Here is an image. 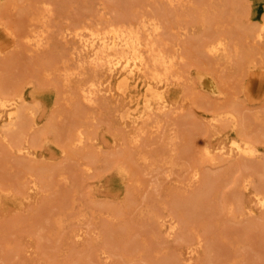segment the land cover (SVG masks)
Returning a JSON list of instances; mask_svg holds the SVG:
<instances>
[{"label": "rangeland", "instance_id": "374dc122", "mask_svg": "<svg viewBox=\"0 0 264 264\" xmlns=\"http://www.w3.org/2000/svg\"><path fill=\"white\" fill-rule=\"evenodd\" d=\"M172 1L0 0V46L6 32L14 40L0 52V99L21 95L30 125L28 154L15 127L0 128V264H264V207L252 197L264 189V39L247 31L264 23V0ZM151 15L177 59L166 107L130 124L132 104L105 92L107 75L93 71L73 28ZM32 30L46 32L40 48L22 38ZM208 38L223 53L200 54ZM92 79L95 104L76 89ZM247 135L254 159L218 151ZM197 195L198 207H179Z\"/></svg>", "mask_w": 264, "mask_h": 264}, {"label": "bare ground", "instance_id": "6f19581e", "mask_svg": "<svg viewBox=\"0 0 264 264\" xmlns=\"http://www.w3.org/2000/svg\"><path fill=\"white\" fill-rule=\"evenodd\" d=\"M169 2L172 3L173 1L168 0V3ZM134 9H136V8H134ZM137 9H138V7H137ZM44 10H46V13L50 12L47 9H44ZM39 16L40 17H38V18L36 16V18L41 19L43 16L45 17L43 12L40 13ZM135 16H137V15H135ZM144 18H145V16H144ZM73 29H74L73 34L78 39V41L80 42L81 50L84 51L86 53L87 57L89 58L88 63H90L93 71L97 70V69H104V71L106 73L105 75H107V78L104 79V80H106L105 83L107 85L106 87H104V88H106L105 92H107L114 100H116L117 97H122L125 100L126 99L128 100L127 101L128 104H132V106L128 108L127 112L124 111L126 113H125V115H123L125 117H131L132 120L129 122L130 124L132 121L137 122V120L143 119L144 116L150 117L149 116L150 112L154 109L155 106H157L156 108L158 110L163 111V109L166 107L165 100H164V98H165L164 93L168 92V91L164 92V90H165V88L167 89V86L169 85V80L171 77H173L172 76V70H173V66L175 64V60L177 59V56L175 53H173L170 50L171 46H168L169 42L161 37L160 32L162 30V22L159 18L156 17V15H155V17L154 16L148 17L147 20H144V19H142V17H140L139 19L134 20V22H131L128 25L123 24V23H116V24L111 23L104 28H102V27L101 28H98V27L97 28H93V27L91 28L88 25L87 26L86 25H78V26H75ZM246 30H247V28H246ZM32 31L30 32V34L24 35V37H22V38L25 39V41L28 42L29 44H32L35 48H40V46L42 44H44L43 43V41H44L43 40L44 39L43 34H45L46 32L45 33H35L34 31L33 32ZM64 31L68 32L69 30L64 29ZM70 31H71V29H70ZM247 31L250 32L249 35L256 38L257 40L264 39V23H262L259 26V28L256 30L251 28V29H248ZM68 33H66V34L64 33V35H71ZM60 35H61V33H60ZM246 35H247V33H246ZM5 36L8 40V42L4 43L5 45L3 44L2 46H0L1 47L0 52H1V49L3 50V48L6 45H12V43L14 42L13 39H12L13 42L10 40L11 35L9 32H6ZM220 38H222V37H220ZM220 38H208L207 40H202L200 43L199 49H198L199 53L203 54V55L206 54V55L212 56V57L219 55L222 51L225 50V48H224L225 44L222 41L224 39L222 38V40H221ZM44 42H46V41H44ZM4 50H5V48H4ZM76 53H78V52H76ZM76 56H78V55H76ZM179 56H180V58L182 57L181 54ZM224 56H225V58L227 57V55H224ZM224 56H222V57H224ZM70 57H72V56H70ZM72 59H70V60H72ZM183 59L185 60V58H183ZM219 59H220V57H219ZM241 68H243V66ZM65 75H66L65 81L67 82V81H69L68 79H69V77H71L72 73L66 71ZM174 76H176V75H174ZM100 78H101V76H100ZM171 80L173 81V78ZM94 81L95 80L92 79L91 81L86 82L87 83L86 85H81V86H78V88H76L78 93L81 95V99L85 100L86 102H88L90 104L94 103V98L96 97L98 91H100L99 87H98L99 83H96ZM113 83H114V85H113ZM101 93H102V91H101ZM11 95H12V93H11ZM13 95H15V96H13V97L11 96V98L4 96V98L0 99V128H1V124L3 122H6L7 123L8 136H9V134H12L11 132H12L13 128L15 127L18 133L16 132V133H14V135L13 134L12 135H13V138L15 139V141L17 140L18 144L20 143L17 150L19 152L26 150V154H28L29 153L27 151L28 148L24 147L22 145V142H21V141H23L22 139H24L23 136L25 134V130L30 127V125L27 121V118L24 115L26 112V109L22 106L23 105L22 102L24 100H23V97L21 95H16V94H13ZM172 106H173V104H172ZM26 108H28V107H26ZM224 108H222L223 111L226 110ZM229 108H230V106H229ZM180 110L182 111V108L179 109V112H180ZM217 111H219V110H217ZM176 112H174V114ZM220 112H222V111H220ZM225 113L229 117H232L234 115L233 111H227ZM85 118H86V116H85ZM213 120L216 121L215 118ZM78 122H79V120H78ZM235 124H237V123H235ZM131 126H133V125H131ZM134 127H135V125H134ZM146 127H145V129H146ZM158 127H157V129H158ZM159 130H160V128H159ZM213 130H215V129H213ZM168 131H170V130H168ZM217 131H218V129H217ZM81 132L76 128L73 132L74 133L73 136L71 135L72 138L68 137V138H70L71 143L73 145L77 146V145L82 143L83 137L81 136ZM16 134H17V136H16ZM242 135H244V134H242ZM262 135H264V134H262ZM135 136H137V135H135ZM137 137L131 138L130 142L138 141V139H136ZM248 137H249L248 135H247V138L244 136L231 137L227 144H224L222 146L220 145L221 147H218L217 149H218V151L221 152V155H227L229 157L230 156H241V157H246V158L251 159L257 154L258 150H257V147L255 146L256 143L254 144L253 141L250 140V137L249 138ZM253 140H254V142H256L255 139H253ZM169 143H171V142H169ZM70 146H72V145H70ZM200 150H201V153L204 154L205 156L209 155V149L205 145H202ZM251 164H253V163H251ZM254 166L255 165H253V168H252L253 170L255 169ZM126 169L127 168L120 166L118 168V172L121 174H124L126 172ZM247 169H249V167ZM256 171H257V169H256ZM255 173H257V172H255ZM258 175H260V174H258ZM245 179L246 178L241 177V180H243L244 183L246 182ZM247 180H249V179H247ZM205 182H208V181H205ZM228 183H230V182H228ZM244 183L242 185H244ZM250 183H252V182H250ZM31 187L29 186L30 190H31ZM242 187H244V189H245V185ZM236 189H238V188H236ZM204 192H205V190H204ZM254 193H255V195L252 197H255L256 205L258 207H261V208L264 207V189H260V190H258L257 193L256 192H254ZM235 194H237V193H235ZM198 196L199 195L194 196V197L190 198L189 200H186L185 202L183 201V203H181V205L179 207H183L186 210L191 209V211H192V208H195V206L199 205V203L202 204V202L204 201V200L202 201L199 198L200 196L199 197ZM234 197H236V196H234ZM236 198H238V197H236ZM256 205L254 204V206H256ZM231 206H234V205L231 204ZM197 207H196V209H198ZM229 209H231V208H229ZM155 218L157 220V219H160L161 217H160V215L156 214ZM169 229H173V228L170 227ZM75 237H77V236H75ZM187 250H188V248H187ZM190 253H191V251H189V254Z\"/></svg>", "mask_w": 264, "mask_h": 264}]
</instances>
